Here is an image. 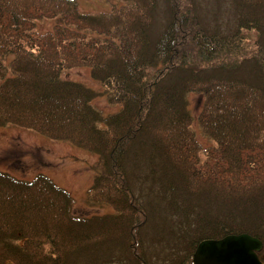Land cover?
Returning a JSON list of instances; mask_svg holds the SVG:
<instances>
[{"label":"trees","instance_id":"16d2710c","mask_svg":"<svg viewBox=\"0 0 264 264\" xmlns=\"http://www.w3.org/2000/svg\"><path fill=\"white\" fill-rule=\"evenodd\" d=\"M105 1L0 0V127L95 155L86 204L111 209L0 170V264H193L240 233L264 262V0H228L224 33L191 0ZM83 67L101 91L68 77Z\"/></svg>","mask_w":264,"mask_h":264},{"label":"rangeland","instance_id":"374dc122","mask_svg":"<svg viewBox=\"0 0 264 264\" xmlns=\"http://www.w3.org/2000/svg\"><path fill=\"white\" fill-rule=\"evenodd\" d=\"M84 13L93 14L107 11L110 4L105 0H75ZM204 22L211 24L216 21L224 31L232 25L233 6L228 0H191ZM48 28L47 23L43 26ZM41 24L38 25V29ZM250 44L255 40L253 31L245 32ZM250 46V45H249ZM247 46L248 48H251ZM252 49V48H251ZM249 51V50H248ZM68 77L83 83L96 91L101 87L95 81L88 68L72 69ZM198 96L190 97V108L195 114ZM94 103L104 114L114 112L117 105L108 104L105 96L99 95ZM96 156L63 141H52L42 135L21 128L0 127V170L30 180L37 174H45L58 186L67 190L73 198L75 215H101L109 212L108 207H91L86 204V196L92 182V164ZM218 209L214 208L213 211ZM111 212V211H110Z\"/></svg>","mask_w":264,"mask_h":264},{"label":"water","instance_id":"95a60500","mask_svg":"<svg viewBox=\"0 0 264 264\" xmlns=\"http://www.w3.org/2000/svg\"><path fill=\"white\" fill-rule=\"evenodd\" d=\"M259 238L248 233L228 234L219 239L200 241L192 255L193 264H264L257 252Z\"/></svg>","mask_w":264,"mask_h":264}]
</instances>
